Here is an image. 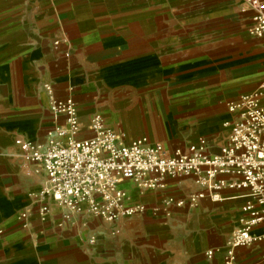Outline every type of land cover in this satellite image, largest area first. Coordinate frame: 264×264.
<instances>
[{
    "label": "crops",
    "instance_id": "0c3cea01",
    "mask_svg": "<svg viewBox=\"0 0 264 264\" xmlns=\"http://www.w3.org/2000/svg\"><path fill=\"white\" fill-rule=\"evenodd\" d=\"M252 14L245 0H0V264H222L249 200L239 189L164 211L166 200L201 189L193 178L122 183L143 212L114 222L74 213L59 225L60 209L40 193L46 170L15 140L45 146L62 123L46 100L50 83L56 99L75 102L78 140L99 115L126 140L169 150L198 137L222 143L227 103L263 78ZM236 252L239 264H264V239Z\"/></svg>",
    "mask_w": 264,
    "mask_h": 264
},
{
    "label": "built area",
    "instance_id": "2783aa9c",
    "mask_svg": "<svg viewBox=\"0 0 264 264\" xmlns=\"http://www.w3.org/2000/svg\"><path fill=\"white\" fill-rule=\"evenodd\" d=\"M245 1L253 10L248 35L258 38L264 51V0ZM59 43L56 39L53 45ZM68 55L64 52V56ZM44 88L52 116L62 123L46 132L45 146L20 138L15 141L25 159L41 163L46 170L40 193L60 209L59 225L74 213L106 222L139 214L145 205L131 203L122 183L155 189L163 188L167 177L180 176L193 178L201 189L186 199L166 200L164 211L174 204L192 207L205 197L220 199L229 187L249 197L241 208V224L222 251V264H239L237 249L264 239V64L258 88L227 103L231 115L224 121L228 129L225 140L214 144L208 137H198L186 149L169 150L159 142L150 143L146 137L126 140L124 134L105 127L99 115L91 118L93 135L78 140L79 118L74 100L56 99L50 83ZM48 212L49 206L43 204L38 215L44 219ZM25 216L22 213L20 217ZM214 251L205 253L211 257Z\"/></svg>",
    "mask_w": 264,
    "mask_h": 264
}]
</instances>
